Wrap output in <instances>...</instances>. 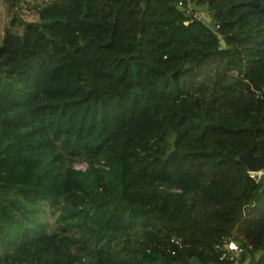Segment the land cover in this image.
Masks as SVG:
<instances>
[{
	"label": "trees",
	"instance_id": "trees-1",
	"mask_svg": "<svg viewBox=\"0 0 264 264\" xmlns=\"http://www.w3.org/2000/svg\"><path fill=\"white\" fill-rule=\"evenodd\" d=\"M99 5L1 40L0 264L221 263L229 241L264 264V176L240 160L264 153V0ZM125 175L190 179V229L125 200Z\"/></svg>",
	"mask_w": 264,
	"mask_h": 264
},
{
	"label": "rangeland",
	"instance_id": "rangeland-1",
	"mask_svg": "<svg viewBox=\"0 0 264 264\" xmlns=\"http://www.w3.org/2000/svg\"><path fill=\"white\" fill-rule=\"evenodd\" d=\"M57 1L59 0H14L10 5L8 0H0V43L6 30L21 32L25 23L36 21L39 8ZM105 1L107 3L109 0ZM99 3L100 0H97L98 13L100 14L101 5ZM188 5L194 6L191 3ZM122 11H125V4H122L117 15L119 25ZM195 14L198 18H208L206 11H203L201 7L197 8ZM135 30L136 28L129 32ZM76 79L84 89H91L90 77L85 72L76 76ZM75 167L83 170L85 164L77 162ZM169 185V190L164 194L154 188V181L151 179H137L125 175L123 177L124 198L131 204L151 203L167 220L184 224L190 229L189 211L193 204L191 180L180 179L170 182Z\"/></svg>",
	"mask_w": 264,
	"mask_h": 264
},
{
	"label": "water",
	"instance_id": "water-1",
	"mask_svg": "<svg viewBox=\"0 0 264 264\" xmlns=\"http://www.w3.org/2000/svg\"><path fill=\"white\" fill-rule=\"evenodd\" d=\"M240 160L245 164L248 172H259L264 169V153L253 155L246 151L240 156ZM189 264H203L198 257H192L188 260ZM208 264H220L217 262H210Z\"/></svg>",
	"mask_w": 264,
	"mask_h": 264
},
{
	"label": "built area",
	"instance_id": "built-area-1",
	"mask_svg": "<svg viewBox=\"0 0 264 264\" xmlns=\"http://www.w3.org/2000/svg\"><path fill=\"white\" fill-rule=\"evenodd\" d=\"M181 4V2H179ZM258 177L264 175V170L256 173ZM225 251L220 255L219 260L222 262L236 263L242 255V249L234 242L229 241L225 247Z\"/></svg>",
	"mask_w": 264,
	"mask_h": 264
},
{
	"label": "clouds",
	"instance_id": "clouds-1",
	"mask_svg": "<svg viewBox=\"0 0 264 264\" xmlns=\"http://www.w3.org/2000/svg\"><path fill=\"white\" fill-rule=\"evenodd\" d=\"M181 4L179 3V6H180ZM194 16H196V18L198 17L196 14L194 15ZM233 74H236V71H234L233 72ZM86 166V165H85ZM76 168V167H75ZM77 169V168H76ZM262 170H264V169H262ZM261 170V171H262ZM260 172V171H259ZM250 173V176L251 177H254V178H256V179H259L260 177H262V176H264V175H261L260 177H258L257 175H256V173H258V172H249ZM233 242V241H232ZM221 261V260H220ZM238 262V261H237ZM236 262V263H237ZM220 264H224L222 261H221V263ZM233 264H235V263H233Z\"/></svg>",
	"mask_w": 264,
	"mask_h": 264
}]
</instances>
